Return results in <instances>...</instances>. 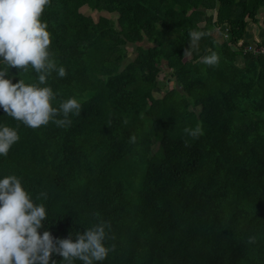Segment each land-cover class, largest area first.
<instances>
[{
	"label": "trees",
	"instance_id": "obj_1",
	"mask_svg": "<svg viewBox=\"0 0 264 264\" xmlns=\"http://www.w3.org/2000/svg\"><path fill=\"white\" fill-rule=\"evenodd\" d=\"M42 19L67 72L48 79L53 106L75 97L82 111L66 128L20 124L0 156V179L16 175L44 204L40 233L75 240L99 213L116 248L96 264H264V53L246 50L264 0H51ZM191 30L207 35L184 56ZM162 72L175 86L158 96ZM0 124L18 122L0 108ZM197 124L198 139L184 133Z\"/></svg>",
	"mask_w": 264,
	"mask_h": 264
},
{
	"label": "clouds",
	"instance_id": "obj_2",
	"mask_svg": "<svg viewBox=\"0 0 264 264\" xmlns=\"http://www.w3.org/2000/svg\"><path fill=\"white\" fill-rule=\"evenodd\" d=\"M51 0H0V108L18 122L15 128L0 124V156H7L12 146L20 139V124L32 129L47 126L50 122L58 127L71 125L70 115L79 116L82 101L75 97L59 102L48 79L56 72L59 78L67 75L63 66H58L54 54L48 24L42 17ZM204 31L191 30L190 43L184 49V56H191L198 49L199 41L206 36ZM202 63L213 67L218 65L216 52L202 58ZM28 72L32 69L37 74L36 82L26 83L19 79L13 83L9 70ZM7 77V78H6ZM126 123V121H125ZM184 133L193 139L203 135L200 124L195 128L184 129ZM137 136L132 134L130 144L137 143ZM46 198L41 192L36 199ZM92 227L77 232L75 240L72 234L68 238L54 239L50 231L40 229L47 219L43 203L37 204L22 185L16 175H6L0 179V264H57L53 255L62 257L64 264H96L104 261L116 245L106 246L105 241L114 239L110 236V222L100 219ZM248 244H255L256 238L249 237Z\"/></svg>",
	"mask_w": 264,
	"mask_h": 264
},
{
	"label": "rangeland",
	"instance_id": "obj_3",
	"mask_svg": "<svg viewBox=\"0 0 264 264\" xmlns=\"http://www.w3.org/2000/svg\"><path fill=\"white\" fill-rule=\"evenodd\" d=\"M86 9L88 10L87 12L90 13L91 10L89 8H86ZM93 16H94L95 19H97L98 16H99V13H97V12L93 13ZM250 24L254 25L255 23L250 22ZM213 33H214V35L216 37H218L219 39H222L221 33H220V31L218 29L215 30V32H213ZM130 51H132V49H130ZM130 54H131V52H130ZM168 75H170V74H168ZM168 75L166 74V76H167L166 77L164 72H162L160 74L159 77H160L161 80H160V83H159L158 93L156 95L160 96V93H162L164 90L166 91V90L171 89V88H173L175 86L174 78L171 77V76H168Z\"/></svg>",
	"mask_w": 264,
	"mask_h": 264
},
{
	"label": "crops",
	"instance_id": "obj_4",
	"mask_svg": "<svg viewBox=\"0 0 264 264\" xmlns=\"http://www.w3.org/2000/svg\"><path fill=\"white\" fill-rule=\"evenodd\" d=\"M248 39L253 38L255 43H258L264 37V29H260L256 24L249 25L247 31Z\"/></svg>",
	"mask_w": 264,
	"mask_h": 264
},
{
	"label": "built area",
	"instance_id": "obj_5",
	"mask_svg": "<svg viewBox=\"0 0 264 264\" xmlns=\"http://www.w3.org/2000/svg\"><path fill=\"white\" fill-rule=\"evenodd\" d=\"M219 29H220V31H221V28H219ZM221 32L225 35V37H228V29H227V28L223 29ZM242 43H243V40H240L239 45H242ZM256 44H257V43H256ZM246 50H247V51L263 52V53H264V48H261V47L257 48V47H256L255 45H253V44H249V45L246 47Z\"/></svg>",
	"mask_w": 264,
	"mask_h": 264
},
{
	"label": "water",
	"instance_id": "obj_6",
	"mask_svg": "<svg viewBox=\"0 0 264 264\" xmlns=\"http://www.w3.org/2000/svg\"><path fill=\"white\" fill-rule=\"evenodd\" d=\"M249 43L255 45L257 48L260 47L258 44L255 43L253 38L249 39Z\"/></svg>",
	"mask_w": 264,
	"mask_h": 264
}]
</instances>
